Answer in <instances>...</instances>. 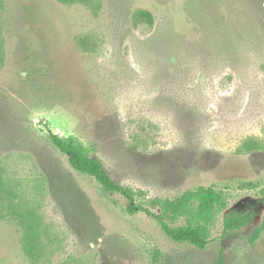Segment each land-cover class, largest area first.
Masks as SVG:
<instances>
[{
  "label": "rangeland",
  "instance_id": "obj_1",
  "mask_svg": "<svg viewBox=\"0 0 264 264\" xmlns=\"http://www.w3.org/2000/svg\"><path fill=\"white\" fill-rule=\"evenodd\" d=\"M49 130L156 213L215 188L209 217L165 215L205 225L207 247L128 212ZM263 197L264 0H0V264H264Z\"/></svg>",
  "mask_w": 264,
  "mask_h": 264
},
{
  "label": "trees",
  "instance_id": "obj_2",
  "mask_svg": "<svg viewBox=\"0 0 264 264\" xmlns=\"http://www.w3.org/2000/svg\"><path fill=\"white\" fill-rule=\"evenodd\" d=\"M49 139L57 149L67 156L70 164L76 170L93 177L109 192L117 193L124 197L128 201V212L131 214L137 211L147 212L158 221L163 231L177 243H190L200 249L207 247L210 231L205 225L197 223L193 219L185 224L173 225L165 218V215L167 216V212H173L174 215L178 216L189 208L192 201H196L198 202L199 214L209 217L215 205L222 203L215 188L199 186L195 189L187 190L174 201L164 200L163 212L156 213L137 202L133 190L117 181L111 175L102 159L93 154L90 148L69 143L52 130H49ZM261 201L264 205V197ZM253 218V211L246 214L230 212L224 217V230L228 231L246 226L253 221ZM263 231L264 216L261 224L254 228L250 241L252 243L257 241ZM215 264H226L222 252L216 258Z\"/></svg>",
  "mask_w": 264,
  "mask_h": 264
}]
</instances>
